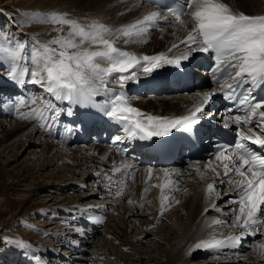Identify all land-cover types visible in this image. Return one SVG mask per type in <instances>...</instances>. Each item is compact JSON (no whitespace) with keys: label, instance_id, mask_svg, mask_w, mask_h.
<instances>
[{"label":"snow or ice","instance_id":"6c2138e0","mask_svg":"<svg viewBox=\"0 0 264 264\" xmlns=\"http://www.w3.org/2000/svg\"><path fill=\"white\" fill-rule=\"evenodd\" d=\"M161 7L165 10H159ZM26 15L54 25L57 35L43 43L38 39L29 42L0 29V66L5 69L6 78L18 86L32 84L43 90V95L39 97H20L16 101L13 108L19 119L35 121L40 128L51 131L62 114L73 116L74 108L79 107L95 109L120 126L124 135H116L114 144L125 140L152 141L173 131L193 137L202 120L213 116L206 111L212 97L217 92L223 93L226 100L235 102L238 112L243 110V115L226 117L223 127L228 129L230 123L247 125L253 134L238 130L234 144L217 146L215 166L210 161L204 165L203 171L199 167L195 171L201 179L206 171L216 178H224L218 179V182L230 186V191L224 194L232 196L228 204L230 213L235 217L233 226L242 231L222 238L214 234L209 239L200 240L194 248H236L245 236L264 235V98L258 99L253 94L264 87V14H246L226 0H174L172 5L145 10L133 21L119 27L96 18H72L67 12ZM161 22L175 23L187 29L186 36L180 41V45L186 46L183 54L174 56L160 52L137 56L117 46L121 39L125 44L146 43L150 31ZM180 45L173 43L168 52ZM197 52L213 54L212 78L219 88L198 94L200 101L186 115L165 117L146 114L133 106L123 91L117 92L109 87L115 82L123 90L128 82L138 78V71L149 75L166 65L179 68L183 61ZM102 94L104 99L97 100ZM64 102L67 107L62 106ZM29 105L34 107L22 111ZM254 119H258V123L253 127ZM252 146H258L259 150ZM221 167L222 172L218 170ZM130 168V164L116 166L113 162L111 171L126 174ZM173 173L176 177L182 175L179 169L173 170ZM163 175L166 178L164 183L152 185L161 188L160 216L170 210L174 200V197L164 194V188L172 186L174 191H179L180 184L179 179L169 178L172 173L168 170H164ZM151 177L152 170L149 169L147 178ZM103 179L108 181L109 188L116 186L118 197L123 194L125 179L114 181L107 173ZM216 184L217 180L207 184L209 198L216 193ZM147 191L149 189L145 188L144 192ZM132 202L129 200V203ZM175 202L179 203L178 200ZM93 207L89 205L81 211L88 213ZM211 207L217 209L214 203ZM208 210L205 208L204 211ZM96 222L102 221L96 218ZM226 223L215 219L209 227ZM15 243L20 248H30L23 241ZM256 250L264 257V241L257 243ZM35 259L39 262L40 257Z\"/></svg>","mask_w":264,"mask_h":264},{"label":"bare ground","instance_id":"6f19581e","mask_svg":"<svg viewBox=\"0 0 264 264\" xmlns=\"http://www.w3.org/2000/svg\"><path fill=\"white\" fill-rule=\"evenodd\" d=\"M63 1H65L64 7L60 6V2ZM226 2L235 5L238 10L244 11L246 14H264V8L262 7L264 6V0H226ZM9 4L24 5L31 8L34 7V9L32 8L31 10H24L23 15H25L26 17L18 18L19 20L17 24L13 22V20H9V18L5 17V13L7 14L5 10L0 13V17L3 18L4 21L6 20L5 22H8L10 26L12 23V28L15 29L14 31H12L14 32L12 33V35L20 40L24 39L23 29H25V27H22L21 29V27L19 28V26L21 22L24 23V20H26L27 18L29 19V16L26 15L28 13H48L50 11L68 12L72 14H69L70 17H75L81 20L96 18L105 24L119 27L133 21L135 18L139 17L145 10H155L151 7H145L141 5L138 0H9L4 5L7 6ZM33 20L35 23V27L33 30H31L30 33H27L29 37L32 38L31 40L29 39V41L38 39L41 43H43L51 38L50 31L47 30L44 22L36 19ZM186 34L187 29L181 28L175 23H169L166 27H157L151 30L147 37L146 43L125 44L121 39L117 42V46L137 56L156 55L160 52H165L168 55L179 56L186 51L185 45H180V41L184 39ZM173 43H176L180 46L172 49V51L169 53L168 49L171 48ZM1 69L4 68L0 66V70ZM145 76V74L138 71V78L128 82L123 90H121L119 88V85H117L115 82L109 84V87L115 88L117 92L123 91L127 96L126 91L134 82L138 87H142L145 85L143 83L145 82ZM148 84H151V82ZM208 91L210 90L200 89L193 94L187 95H183L181 93H169L160 96V98H155L154 95L147 99L137 96L135 97V100H133V98H129V96L127 97L129 98V101L133 104V106L141 109V111L146 114H151L154 116L173 117L177 114L184 115L185 113L191 111L194 106L200 101V97L198 96V94ZM98 98L102 100L104 99V95L102 94L98 96L97 100ZM82 111L88 113L90 109L75 107L74 115L83 117ZM255 124L256 123H253V127ZM77 127L78 126L75 125V128ZM255 131L258 132L259 130L255 129ZM22 139H24V142L17 145L16 142ZM26 142H28L29 144L25 147ZM18 148L23 149V151L20 153ZM27 148L28 151L25 156L27 157L30 155L32 157H35L34 166L37 168V172L41 170L42 172H45L47 168H50L48 171H50L51 173H48V171H46V173H48L47 177L45 176L47 178V181L40 182V180L36 183L35 186L36 193L48 191L45 196L51 195L53 190L68 189L70 187L71 189L78 188L80 189L79 191H82V183L79 182V179L74 178L76 175L84 176V181L86 182L92 177L95 181H97V187H99V189H102L103 191L111 188H116L115 185L111 186V188L107 186L108 181L103 179L105 173L111 175L114 181L125 179L126 184L123 189V194L121 195V216L130 217L134 215H147L149 220L147 222H145V220L142 221L147 223V226H157L161 224L159 231H156L159 232V236L156 237L158 241H155L162 243V245L164 244V247L161 246L158 248V252L161 255L160 257H163L165 259L166 264H193L194 262H192V256H196L197 254L204 256L205 258L203 259H207V256L210 255L208 260H203L202 262H200V264H264V257H262L256 250L257 243L264 241V235H260L261 240L256 243L255 241L253 243L251 242L253 241L251 239L252 236H245L240 242L239 246L236 248L226 247L223 249L209 250L194 248L195 244L200 240L209 239L214 234L217 236V238H222L232 234H239V232L242 231V229H240L239 227L233 226L235 217L230 213V205L228 204V201L232 199V196L224 194L230 191V186L227 183L220 184L218 182V179L224 178L222 176L220 178H216L211 172L206 171L204 172V178L201 179L200 175L196 173L195 169L197 167L201 168L202 171L204 170V165L207 164V162L205 161H190L187 167L167 166L161 168H141L135 165L133 161L114 154L108 147L96 145L88 147L80 145L77 147L59 146L57 143L50 140L49 137L46 136L43 131H41V129L33 122L21 121L18 118H14L8 121L0 119V154L6 153L8 152V150L12 149L16 151L18 150V152L20 153V155H17V152L16 155H13V158L11 157L12 159H7V165H9L11 162L16 163V161L25 152V150H27ZM30 148L36 150V152L34 153V151H32ZM28 160L29 159L27 158L24 163H21L20 167L17 170L18 173L20 172V175L18 176H11L8 170L5 169V166L0 167V179L3 180L5 176L8 177V174H10L9 178H12V183L14 182L13 184L15 187L19 184V176H21L22 178L27 176L31 177L34 173V167L31 166V161L28 162ZM113 162H115L116 166H120L122 163L130 164L132 165V168L128 169L126 174L124 172L113 173L111 171ZM211 162L215 166L216 161L214 158H212ZM55 164H60L59 166H61H56V173L60 172L58 170L59 168H63L62 175L58 177L57 175H55L56 177L54 176V170L56 167L52 166H54ZM149 169L152 170L151 179L147 178V172ZM175 169H179L181 171L182 175L180 177H176L174 175L173 170ZM164 170H168L169 173H172L169 178L173 180L179 179L180 184L179 191H174L172 186L164 188V194L174 197V200H172V206L170 210L166 211L163 216H160L159 197L161 195V188L155 187V192L154 195H152L151 199L143 200L142 198L144 189L148 188L149 185L152 186L164 183V180L166 179L163 175ZM218 170L221 172L223 171L222 167ZM98 172L100 173L99 176L97 175ZM43 176L44 173H40L38 178L42 177L44 178L43 180H45L46 178ZM54 177L57 179H61L53 180L52 178ZM214 180H217L216 193H214L211 198H209L208 193L206 192V186L208 183H212ZM81 197L82 194L79 197L77 195L75 199L73 198L72 201H69L66 204L71 207L77 204V201L79 202ZM129 200L133 202L129 203ZM177 200L179 201V203L175 202ZM213 203L217 205V209L219 210L213 209L211 207ZM64 208L68 207L64 206ZM205 208H208L209 210L205 212ZM70 209L72 208H69V210ZM227 218L231 219V228H226L227 223L225 225L209 227L213 220L219 219L228 222ZM86 223L91 227L95 225L91 221H87ZM122 224H124V229H122V238L123 241L126 242L122 246L127 245L135 256H138L139 259H142L146 253H149L147 252V250L149 249L143 251L144 254L142 253V251H139V248H144L143 244L144 246H147L145 245L146 243L144 242L142 234L136 236L135 242H137L139 245V248H137V246L133 242L127 241V229L129 228V226L125 224V221H122ZM142 227H144V225ZM65 229H67V227ZM143 234L145 233L143 232ZM52 235L55 234L51 233V236ZM82 238H85V236ZM248 244L250 245L247 248L245 245L248 246ZM78 245L80 244L69 242V247H67V249H69L70 251H72L73 249H77L78 251H80L79 253L85 255L84 252L86 249L84 250L81 245ZM242 246L244 248L241 249L240 247ZM249 248L250 251H248ZM46 249L47 247H42L40 253H44L43 251H45ZM102 249L103 250L101 252L105 253V255H107L108 253H110V255L108 256L112 255L111 251L106 252L107 250L105 249V246ZM163 250H167L165 254L163 253ZM241 250H244V255L242 257L237 255V251ZM61 253L62 255L58 253V255L56 256L62 257L63 255H66V253ZM72 253L73 252H71V254ZM71 254H69L68 256L66 255L65 257L68 258ZM115 255L116 254H114V256ZM82 257L83 256L81 255L77 256L76 258L78 259L76 260L81 261ZM118 259L123 258L122 256H120L118 257Z\"/></svg>","mask_w":264,"mask_h":264},{"label":"rangeland","instance_id":"374dc122","mask_svg":"<svg viewBox=\"0 0 264 264\" xmlns=\"http://www.w3.org/2000/svg\"><path fill=\"white\" fill-rule=\"evenodd\" d=\"M7 1L9 0H0V13L5 10L7 12V14L5 13V17L9 18V20H13V22H15L16 24L18 23V18L26 17L25 15H23L24 10L27 11L29 9L31 10L32 8L34 9V7L31 8L24 5L15 4H9L6 6L4 4H6ZM60 6L64 7L65 1L60 2ZM262 7L264 8V6ZM5 21L0 17V29H2L6 33H14L12 32L15 30L12 28V23L10 26V24ZM23 22L24 23L21 22V24L19 23V28L21 27L22 29V27H25V29H23L24 39L22 40L29 41V39L31 40L32 38H30L27 33H30L31 30L34 29L35 23L34 20L30 18H27ZM44 25L47 30L50 31L51 38H49L48 36V40L57 35V33L53 30V28L55 27L54 25L46 22H44ZM66 30L67 29H65V31ZM0 72H2L3 74L5 72V69H1ZM128 93L129 92H127V94ZM152 96L150 95V97ZM160 96H155V98H160ZM150 97L144 98L147 99ZM135 99L136 98H134L133 100ZM22 142H24V139L18 140L16 144L18 145ZM28 144L29 143L26 142L25 147ZM23 149L20 148L19 152L21 153ZM31 150L34 151V153L36 152V150L34 149ZM27 151L28 148L19 157L16 163L10 161L11 163L9 162V165H7V159L11 157L13 158V155H16L18 150L16 151L12 149L8 150V152L6 153L0 154V167L5 166V169L8 170L11 176L20 175V172L18 173L17 170L20 167L21 163H24L27 158L29 159L28 162L31 161V166L34 167L33 175L31 177L27 176L23 178L19 176V184L15 187L13 184L14 182L12 183V178H9L10 174H8V177L5 176V180L0 179V264H78L79 262H81L79 264H166L165 259L163 257H160L161 255L158 252V248L161 246L164 247V244L162 245V243L157 242L158 240L156 238L159 236V232L156 231H159L161 224L155 227L150 225L147 226V223H145L149 220L147 215L122 217V212L120 213V208L122 207L121 196L118 197L116 195L117 189L111 188L103 191L102 189H99V187H97V181H95L92 177L89 179L90 181L88 180L87 182L84 181V176L76 175L74 177L76 179H79V182L82 183V191H79L80 189L78 188L71 189L70 187L68 189L53 190L52 194L48 196H45L48 191L36 193V183L40 180V182L47 181L46 177L48 173L51 172L48 171L50 168H47L45 172H42V170L37 172V168L34 166L35 157H32L30 155L26 157L25 154L27 153ZM19 152L17 155H20ZM59 165L60 164H55L52 167H58ZM57 167L54 170V176L57 175L58 177L62 175L63 168L58 169L61 173H56ZM46 171H48V173H46ZM40 173H44L43 177L46 176L45 180H43L44 178L42 177L38 178ZM55 177L52 179H61H57ZM148 189L149 191L144 192L143 194V200L151 199L152 195H154L155 187L149 185ZM81 194L82 197L79 202L77 201V204L71 207L66 204L69 201H72L73 198L75 199L77 195L79 197ZM89 205L94 206L92 210L88 213H82L81 210L87 208ZM64 206L68 208H64ZM69 208L72 209L69 210ZM88 217H92V219H89ZM96 218H99L102 222L97 223ZM143 220H145V222H142ZM84 221H91L96 225V227L95 225L91 227ZM122 221H125V224L129 226V228L127 229V241L133 242L137 246V248H139V245L137 242H135L136 236L142 234L144 242L146 243L145 245L147 246H144L143 244L144 248H139V251H142L143 253V251L149 249L147 250V252L149 253H146L142 259H139L138 256H135L127 245H124L125 247L122 246L126 243L122 238V229H124V224H122ZM227 221L228 222L226 224V228H231V219L227 218ZM143 225L144 227H142ZM66 227L67 229H65ZM143 232L145 234H143ZM51 233H54L55 235L51 236ZM84 236L85 238H82ZM251 239L253 240L251 241L252 243L254 241L255 243L259 242L261 240L260 234L252 236ZM16 241H23L25 243H28L30 245V248H20L15 243ZM69 242L80 244L81 247L84 248V250L86 249L84 252L85 255L79 253L80 251H78L77 249H73L72 251L67 249V247H69ZM249 245L250 244H248V246H245L248 248ZM104 246L107 250L106 252L111 251V256H108L110 255V253L105 255V253L101 252ZM42 247H47V249L43 251L44 253H40ZM240 248L242 249L244 247L242 246ZM74 251L77 253H75ZM166 251L167 250H163V253L165 254ZM248 251H250V248ZM61 252H63V254L66 253L67 256L71 254V252L73 253L69 256L70 258L68 257L70 259L69 260L65 257L66 255H63L62 257L56 256L58 255V253L62 255ZM114 254L116 255L114 256ZM80 255L83 256L82 259L81 261H77L76 259L78 258L76 257ZM237 255L242 257L244 255V250L237 251ZM120 256H122L123 259H118V257ZM35 257H40L39 262L35 259ZM209 257L210 255L207 256V259H203L205 258L204 256L197 254L196 256H192V262H194L193 264H200V262H202L203 260H208Z\"/></svg>","mask_w":264,"mask_h":264}]
</instances>
